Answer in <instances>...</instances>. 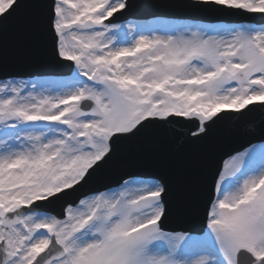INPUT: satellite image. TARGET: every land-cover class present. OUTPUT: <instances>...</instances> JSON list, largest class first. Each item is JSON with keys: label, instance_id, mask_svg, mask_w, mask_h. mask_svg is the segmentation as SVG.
Here are the masks:
<instances>
[{"label": "snow or ice", "instance_id": "1", "mask_svg": "<svg viewBox=\"0 0 264 264\" xmlns=\"http://www.w3.org/2000/svg\"><path fill=\"white\" fill-rule=\"evenodd\" d=\"M256 17L264 0H0V264H264V120L179 195L163 172L89 187L124 142L264 113ZM21 19L66 74L5 66Z\"/></svg>", "mask_w": 264, "mask_h": 264}, {"label": "bare ground", "instance_id": "2", "mask_svg": "<svg viewBox=\"0 0 264 264\" xmlns=\"http://www.w3.org/2000/svg\"><path fill=\"white\" fill-rule=\"evenodd\" d=\"M38 49V48H37Z\"/></svg>", "mask_w": 264, "mask_h": 264}]
</instances>
